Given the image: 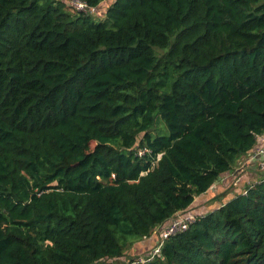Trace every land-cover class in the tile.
<instances>
[{
  "label": "trees",
  "instance_id": "obj_1",
  "mask_svg": "<svg viewBox=\"0 0 264 264\" xmlns=\"http://www.w3.org/2000/svg\"><path fill=\"white\" fill-rule=\"evenodd\" d=\"M104 11L0 0V264H264V173L191 207L264 135V0Z\"/></svg>",
  "mask_w": 264,
  "mask_h": 264
},
{
  "label": "crops",
  "instance_id": "obj_2",
  "mask_svg": "<svg viewBox=\"0 0 264 264\" xmlns=\"http://www.w3.org/2000/svg\"><path fill=\"white\" fill-rule=\"evenodd\" d=\"M247 156L242 158L231 172L223 174L206 193L197 197L191 207L200 204L201 207L205 205L209 210H213L235 195L242 194L251 183L259 181L262 173L257 170L256 163L244 165ZM155 237L154 234L150 239L142 240L138 244L150 243L149 245H154ZM141 248L147 247L142 245Z\"/></svg>",
  "mask_w": 264,
  "mask_h": 264
},
{
  "label": "built area",
  "instance_id": "obj_3",
  "mask_svg": "<svg viewBox=\"0 0 264 264\" xmlns=\"http://www.w3.org/2000/svg\"><path fill=\"white\" fill-rule=\"evenodd\" d=\"M69 5L75 8L77 11L83 13L86 12L93 13L95 10V8L89 10V8L79 0H69ZM149 152L150 151L148 149L137 150V154L139 155V157H141L144 154H149ZM250 163H256V167L259 169V171L264 173V135L260 136L257 139V146L248 154L244 165H249ZM195 217H196L195 215H191V214H183V213L181 215L177 214L173 219L169 220L164 227L157 229L154 232V234L158 237V240L156 241L154 250L150 253L149 257H147L145 261L152 259L155 255H159L160 248L164 240H166L169 236L185 231L188 225L194 221ZM145 261L142 259L139 260L138 262L143 263Z\"/></svg>",
  "mask_w": 264,
  "mask_h": 264
},
{
  "label": "rangeland",
  "instance_id": "obj_4",
  "mask_svg": "<svg viewBox=\"0 0 264 264\" xmlns=\"http://www.w3.org/2000/svg\"><path fill=\"white\" fill-rule=\"evenodd\" d=\"M112 0H103L102 3L100 4L99 7L95 8L94 12L92 13V17L93 18H97L100 19L99 17L105 14V9H107L110 4H111ZM98 15V17H97ZM257 168V167H256ZM257 170L259 171V169L257 168ZM260 172V171H259ZM263 174V172H260ZM207 208V207H206ZM209 208L206 209V212H209ZM182 213H179V215H181ZM156 241L158 240V237L156 236ZM139 242L132 244L133 246H130L126 249V253L124 254L125 257V261L128 260H133V259H139L142 258L144 259L149 253H151L154 250V246L152 248V245H149L150 243H144V244H138ZM142 245H146L147 248H141ZM100 264H110L108 263L106 260ZM112 264H123L122 262H116V263H112Z\"/></svg>",
  "mask_w": 264,
  "mask_h": 264
}]
</instances>
